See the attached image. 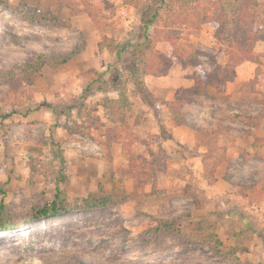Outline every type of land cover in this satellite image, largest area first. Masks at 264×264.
Instances as JSON below:
<instances>
[{"label":"rangeland","instance_id":"obj_1","mask_svg":"<svg viewBox=\"0 0 264 264\" xmlns=\"http://www.w3.org/2000/svg\"><path fill=\"white\" fill-rule=\"evenodd\" d=\"M87 1L94 18L83 0H0V71L20 75L31 54H49L22 75L23 94L0 103V113L14 110L0 118V198L14 223L0 231V264H264V143L258 157L246 144L224 155L225 134L249 138L241 126L212 136L209 128L208 147L187 133L171 140L160 119L172 114L160 103L177 95L159 98L151 87L160 75L193 74L215 97L209 85L230 66L232 39L256 32L254 50L264 51V0ZM38 14L56 23L28 19ZM143 18H152L145 33ZM195 58L201 74L187 62ZM260 78L256 65L243 90ZM196 94L179 108L187 125L210 120L209 110L223 126L236 119ZM261 109L235 115L248 121ZM152 122L158 133L138 131ZM56 186L71 209L31 218ZM100 196L110 203L74 207ZM162 221L172 229L153 232Z\"/></svg>","mask_w":264,"mask_h":264},{"label":"crops","instance_id":"obj_2","mask_svg":"<svg viewBox=\"0 0 264 264\" xmlns=\"http://www.w3.org/2000/svg\"><path fill=\"white\" fill-rule=\"evenodd\" d=\"M223 67H225V65ZM255 69H256L255 63L251 61H245L238 65L227 66V68L225 69H221L218 71L216 70L215 72H213V75H215V77H214L213 83H210L209 85L210 89H213L212 93L218 94L220 96L221 95L225 96L227 98V99L225 98V100H221V99H217L213 97L212 94L210 93L211 90L209 92H205V93L200 92L196 94L197 97L199 96L202 97L204 99V102L205 101L208 102V105L206 104L208 108H211L212 102L220 101L222 105L220 106L222 107V111L234 112V116L236 119L234 120L227 119L228 122H226L227 124L224 126L222 123L216 122L215 119L211 117L212 115H211L210 110L208 111V115H210L209 117L210 120H206L203 123L196 119L195 120L196 123L193 120V122L190 123V125H187L184 122V118H183V123L177 124L175 123V119L173 115H171V112L169 111L168 107L164 103H160V107L164 106L168 114H170L172 117V119L170 117L164 120L160 119L161 124L166 123L169 127H171L170 134L172 136L170 135L171 137H169V139L171 140L174 139L176 141L178 140L179 142H183L186 140L188 141L189 139L192 138L196 141L198 140L199 142L202 141L203 145H200V146L208 147L207 144L203 142V139L206 140V135L205 137L201 135L203 133H208L207 130L209 128H212L210 129V131L208 130L210 132V135L212 136L216 133V131H214L215 129H217L218 131L220 130L225 133V132H228L231 129V127L241 126V127H245L248 129L250 128L248 130L250 134L249 138L246 140V142H244V140L241 139L240 134H236L235 132H232V131H231L232 132L231 134L228 133L230 135L225 134V136L227 135L224 138L226 142H222V144L225 146V152H226V154L224 155L235 158V156L240 155V153H246V152H242L243 150L241 149V147H243L244 144L248 145V147L246 146L248 151L256 153L255 154L256 157L261 155L258 152L261 151L260 145L264 143V116L259 114V110H260V106L264 108V81H261V78H260L259 81L254 83L255 87L253 89L250 88L249 90H243V86L245 85V83L248 81L250 82V79L253 78L255 74ZM209 70L212 71V68H209ZM188 71L189 69L186 70V72ZM157 78L160 83L153 85L151 87L154 88L155 96L159 98L160 97L164 98L166 100H169V99L173 100L176 95H179L180 93H182L183 90L191 88L196 82V77L193 76V74L186 75V74L180 73L173 77H171V74H169L167 76L160 75ZM211 78L212 77H210V79L208 78L209 82ZM168 92H170V94H168ZM254 106H255V110L257 109V107L259 110L255 112L250 111L251 113H247L246 115L250 117L251 120L248 119L247 121V119L244 118L243 116L235 115V113H238L241 108L249 109L250 107L254 108ZM230 108H233V109H230ZM227 109H230V111H225ZM261 111L263 112L264 109H261ZM158 113L161 115V110L158 111ZM162 117L160 116L158 118H162ZM237 118H243V120H239ZM149 121L151 122V120ZM149 126L151 128L150 130L154 129L153 133H158V129L153 127V122L150 124L146 123L144 127L140 126V130L138 131L141 133L143 132V129L144 131L145 130L148 131ZM185 128H188L189 131ZM224 129H226L227 131H224ZM185 133L190 135L191 138H189L190 136L188 137L187 135H184ZM255 140H259L260 144L254 143ZM203 150L206 151L207 148L206 149L204 148ZM203 152L204 151H202V153ZM198 155L201 156L199 153Z\"/></svg>","mask_w":264,"mask_h":264},{"label":"trees","instance_id":"obj_3","mask_svg":"<svg viewBox=\"0 0 264 264\" xmlns=\"http://www.w3.org/2000/svg\"><path fill=\"white\" fill-rule=\"evenodd\" d=\"M83 5H84V8L87 14L90 17L94 18L95 14L92 10L93 8L90 5V3L87 0H83ZM28 19L44 22L46 24L56 23L54 21V18L46 14L44 15L38 14V16L31 17ZM151 22H152V18L150 19L143 18V29H144L143 33L147 32L149 24ZM260 39L262 38L259 34H257L256 32H250V31H243L241 34H239L237 38L232 39L230 43L227 45V48H228L226 52L228 56L227 64L230 66H235L244 61H251L255 63L258 67L261 66L264 72V51L258 52L254 50L255 42ZM172 52L178 59H181V60L185 59L184 56L181 55L180 52H177V51L175 52L174 50ZM48 57H49L48 53L31 54L28 60L24 62L23 65H21L20 75L13 73L11 69L0 71V86L4 84L9 85L8 86L9 88L6 90L4 88H0V103L6 102L8 100L10 101L17 100L18 97L21 94H23L24 87H23V76L22 75L26 73H33V72L38 71L40 67H42L47 62ZM187 62L190 63V65L197 67L198 74L203 73L201 65L198 63V60L196 58L193 60L189 59L187 60ZM203 79L204 78L202 77V79L199 80L198 82H195V84L191 88L186 89L185 90L186 92L184 93V95L182 94L184 91H182V93L177 95L176 99H174V102H173L175 103L174 106H172L173 104L172 102L170 104L165 103L168 105L167 107L169 111L174 116L175 123L177 124L183 123V115L181 112H179V108H180V105H182L181 104L182 101L188 99V98H185V95H188L187 97H192L195 93H200V92L205 93V91L200 90L201 85L205 82V80ZM215 97L221 100H225L226 98L225 96H222V95L220 96L218 94H216ZM191 100L192 98L190 99V101ZM46 106L51 109V107L48 104ZM13 113H14V110L12 109L7 110L5 112L0 113V118L2 120L6 119L9 116H11ZM255 142H259V140H256ZM56 191L57 193L55 195V198L51 202L32 210L30 214L31 218L37 219L39 217L55 215V214L61 213L63 211H68L71 209L67 205H65L63 200L59 199V195H58L59 188L57 186H56ZM109 203H110L109 196H100L97 198H83V199L76 200L74 207L75 208H79V207L92 208V207H97L101 205H108ZM13 225L14 223L10 221V217L8 213L6 212V204L4 202L3 193H2V197L0 198V231L9 229ZM170 229H172V223L167 222V221H162V222H159L158 226L153 228L152 231L155 233H161V232L168 231ZM217 241L218 240H214V242H216V245H217Z\"/></svg>","mask_w":264,"mask_h":264}]
</instances>
